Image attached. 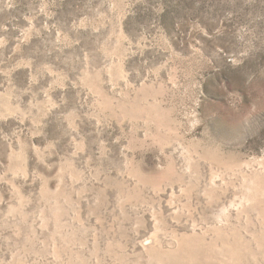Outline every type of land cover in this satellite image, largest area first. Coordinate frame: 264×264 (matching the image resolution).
I'll return each instance as SVG.
<instances>
[{"label":"rangeland","instance_id":"obj_1","mask_svg":"<svg viewBox=\"0 0 264 264\" xmlns=\"http://www.w3.org/2000/svg\"><path fill=\"white\" fill-rule=\"evenodd\" d=\"M0 264H264V0H0Z\"/></svg>","mask_w":264,"mask_h":264}]
</instances>
